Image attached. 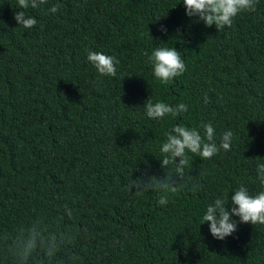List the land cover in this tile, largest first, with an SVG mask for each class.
<instances>
[{
    "label": "trees",
    "instance_id": "trees-1",
    "mask_svg": "<svg viewBox=\"0 0 264 264\" xmlns=\"http://www.w3.org/2000/svg\"><path fill=\"white\" fill-rule=\"evenodd\" d=\"M57 3L56 13L47 11ZM15 4L0 0V232L37 216L53 227L71 224L76 240L51 264L69 255L75 264H264V225L238 223L218 240L201 223L218 196L241 183L259 187L264 0L219 32L188 17L183 0H48L26 10L37 20L32 29L17 25ZM157 46L175 47L186 64L167 85L143 55ZM89 49L120 61L116 77L97 78ZM149 97L188 111L152 120L143 106ZM201 121L212 123L217 144L227 130L233 140L211 159L189 153L196 191L170 193L160 205V193L129 190L142 173L165 174L160 146L174 124ZM0 264H13L2 250Z\"/></svg>",
    "mask_w": 264,
    "mask_h": 264
},
{
    "label": "clouds",
    "instance_id": "clouds-1",
    "mask_svg": "<svg viewBox=\"0 0 264 264\" xmlns=\"http://www.w3.org/2000/svg\"><path fill=\"white\" fill-rule=\"evenodd\" d=\"M48 3V0H16L13 18L18 26L32 29L37 20L29 15L26 10L38 9ZM257 0H183L185 14L203 21L205 26L215 25L217 31H223L231 27L234 19L244 12H254ZM62 5L53 4L50 13H56ZM160 18L157 17L155 20ZM161 31H167L161 25ZM146 63L152 68L154 77L162 84H169L176 77L186 72V64L182 59L181 52L175 47L157 46L149 54L143 53ZM88 62L96 69L98 79L100 77H116L117 65L120 61L113 55L104 52L87 51ZM209 98L205 94L204 102ZM145 113L152 120H162L165 117L177 118L188 111V105L180 102L170 105L162 100L153 102L149 97L144 103ZM233 140L231 130L225 131L216 142V131L211 122L201 121L198 126L189 127L183 123L174 124L166 133V139L160 146V167L165 174L131 179L129 190L135 189L137 195L145 192L160 193L158 203L166 205L168 194L188 189L196 191L198 184H189L190 173L189 153L201 159H211L221 149L230 151ZM178 158V159H177ZM256 182L258 189L251 192L241 183L234 191L225 192L218 196L214 202L207 205L201 217V223L208 222L209 231L215 239L224 240L238 229V223H251L252 225H264V162L256 163ZM229 193H232L229 196ZM230 203V207H229ZM68 220L73 219V212L65 206ZM238 217L239 221L233 219ZM200 223V224H201ZM78 232L71 224L53 227L42 216H37L28 225L19 227L14 233L0 232V250L5 251L13 259V264H30L34 254L41 253L39 264H51L52 259L62 249L74 244ZM78 257L69 255L65 264H75Z\"/></svg>",
    "mask_w": 264,
    "mask_h": 264
}]
</instances>
